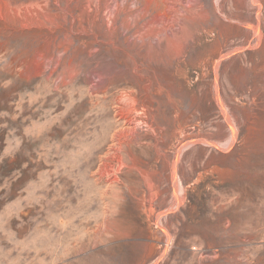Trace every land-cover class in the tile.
<instances>
[{
	"label": "rangeland",
	"instance_id": "rangeland-1",
	"mask_svg": "<svg viewBox=\"0 0 264 264\" xmlns=\"http://www.w3.org/2000/svg\"><path fill=\"white\" fill-rule=\"evenodd\" d=\"M0 264H264V0H0Z\"/></svg>",
	"mask_w": 264,
	"mask_h": 264
},
{
	"label": "bare ground",
	"instance_id": "bare-ground-1",
	"mask_svg": "<svg viewBox=\"0 0 264 264\" xmlns=\"http://www.w3.org/2000/svg\"><path fill=\"white\" fill-rule=\"evenodd\" d=\"M130 131V130H129ZM129 134V133H128ZM118 138H120V139H118ZM117 138V147H116V149H114L115 150V152L113 153V158H114V161H119V159H121V157H120V152L123 150V147L124 146H126V148L130 151V141L132 140H127V136H126V134L122 131V132H120V134H119V137ZM129 138V137H128ZM112 146V145H111ZM133 146V145H132ZM113 147V146H112ZM111 148V147H110ZM115 148V147H114ZM110 152V151H109ZM113 152V151H112ZM112 152H111V154H112ZM107 158H109V157H107ZM110 159V158H109ZM135 159V158H134ZM131 160V159H130ZM110 162V161H109ZM135 162V161H134ZM105 163V162H104ZM106 163H107V161H106ZM112 163H113V161H112ZM114 163H116V162H114ZM118 164V163H117ZM121 164V163H120ZM107 165H109V163L107 164ZM106 165V166H107ZM111 165H113V164H111ZM110 165V167H112ZM114 166V165H113ZM116 166V165H115ZM109 167V168H110ZM119 167H122V166H120L119 165ZM104 168H108V167H105V165H104ZM113 169H115L114 167H112ZM118 168V167H117ZM113 169L111 170V171H113ZM119 169V168H118ZM103 170V169H102ZM117 171V170H116ZM119 171V170H118ZM102 172V171H101ZM113 172H115V170L113 171ZM112 173V172H111ZM103 174V173H102ZM110 174V173H109ZM108 174V175H109ZM145 174V173H144ZM107 175V174H106ZM106 175L104 176V177H106ZM107 175V176H108ZM103 176V175H102ZM111 176V175H110ZM114 176H115V174H114ZM117 177V176H116ZM115 177V178H116ZM119 177V176H118ZM149 180V179H148ZM108 181H109V179H108ZM114 182H117V181H114ZM119 182V181H118ZM109 183V182H108ZM112 183V182H111Z\"/></svg>",
	"mask_w": 264,
	"mask_h": 264
}]
</instances>
